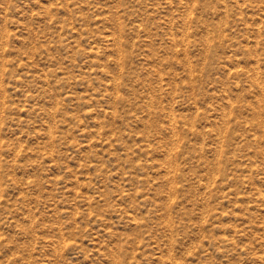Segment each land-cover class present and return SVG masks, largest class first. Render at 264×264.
I'll return each instance as SVG.
<instances>
[{
	"label": "rangeland",
	"instance_id": "1",
	"mask_svg": "<svg viewBox=\"0 0 264 264\" xmlns=\"http://www.w3.org/2000/svg\"><path fill=\"white\" fill-rule=\"evenodd\" d=\"M0 264H264V0H0Z\"/></svg>",
	"mask_w": 264,
	"mask_h": 264
}]
</instances>
